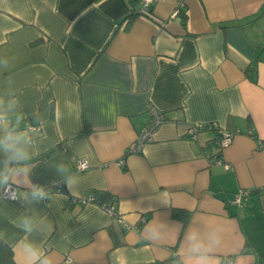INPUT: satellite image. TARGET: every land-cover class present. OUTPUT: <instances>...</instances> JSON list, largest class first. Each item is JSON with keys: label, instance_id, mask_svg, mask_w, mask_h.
<instances>
[{"label": "crops", "instance_id": "obj_1", "mask_svg": "<svg viewBox=\"0 0 264 264\" xmlns=\"http://www.w3.org/2000/svg\"><path fill=\"white\" fill-rule=\"evenodd\" d=\"M140 9L141 0H0V58L11 64L0 85L13 80L22 104L13 123L37 126L41 141L32 182L64 188L31 207L0 200V238L16 264H27L28 243L52 264H177L193 226L221 230V264H264V0H153L151 17ZM151 107L167 120L126 154ZM211 123L233 133L226 147L213 128L187 136ZM78 158L89 167L77 171ZM61 161L78 178L74 195L52 166ZM239 188L251 190L241 207ZM103 193L136 229L156 218L181 228L159 246L139 243L83 201ZM32 213L42 227L26 234L16 225Z\"/></svg>", "mask_w": 264, "mask_h": 264}, {"label": "clouds", "instance_id": "obj_2", "mask_svg": "<svg viewBox=\"0 0 264 264\" xmlns=\"http://www.w3.org/2000/svg\"><path fill=\"white\" fill-rule=\"evenodd\" d=\"M11 64L7 58H0V72H5ZM22 111V104L16 93L11 78L0 85V200L19 201L31 207L42 201H49L52 190L46 186L32 182L34 166L32 161L39 155L41 141L34 135L31 123L20 126L13 123ZM53 168L61 180L67 185L71 194L78 185V178L71 167L63 161L54 163ZM23 189V190H22ZM22 190V191H21ZM66 199V197H64ZM41 217L32 214H21L17 227L26 234L41 230ZM136 233L137 242H147L159 246L169 238L174 229L181 226H170L167 221L156 218L142 229L131 226ZM222 244V232L219 228L190 227L174 255L177 264H221L216 255ZM27 264H52L51 258L43 255L32 243L26 245Z\"/></svg>", "mask_w": 264, "mask_h": 264}, {"label": "built area", "instance_id": "obj_3", "mask_svg": "<svg viewBox=\"0 0 264 264\" xmlns=\"http://www.w3.org/2000/svg\"><path fill=\"white\" fill-rule=\"evenodd\" d=\"M153 3V0H141V14H144L146 16L151 15V5ZM182 1H179L177 6H181ZM177 7V8H178ZM177 12V9H176ZM151 117L149 123L140 131V133L137 135L136 139L132 141L126 148V154H134V153H140L142 151V148L145 144L154 141L157 130L159 126L167 120V116L165 113L159 111L155 107L150 108ZM34 126V125H33ZM216 128L218 135H219V144L221 148L226 147L232 140L233 133L226 130L223 127H220L214 123L211 124H194L190 126L187 130V136L190 139H196L198 133L203 128ZM38 127L34 126L33 130H37ZM256 147L260 150H264V140H257L256 141ZM215 161L220 162V158L215 159ZM123 163V159L118 161V164L121 165ZM226 168H229L228 164H224ZM74 167L77 171H83L89 167V163L87 159L85 158H78L75 163ZM52 192H63L64 188L61 184H58L52 188H50ZM251 190L248 188H239L236 192L233 194L232 203L236 206H243L245 200L250 195ZM85 201L94 202L97 205H99L101 208H103L110 216L114 217L117 221V223L125 230L132 229L131 226H133L131 223L124 220L123 216L118 212V210L114 207L112 203H107L99 200L97 196L94 194H91L86 198ZM224 264H232V260L227 258L224 262Z\"/></svg>", "mask_w": 264, "mask_h": 264}, {"label": "trees", "instance_id": "obj_4", "mask_svg": "<svg viewBox=\"0 0 264 264\" xmlns=\"http://www.w3.org/2000/svg\"><path fill=\"white\" fill-rule=\"evenodd\" d=\"M181 7L179 6L177 8L180 9ZM151 17V16H150ZM254 74H251V70H249L248 68L245 70L246 75H248V77L252 80H255L256 77V69H253ZM213 129H216L215 127ZM217 131V130H216ZM218 135V132H217ZM219 138V135H218ZM219 141V139H218ZM109 195L103 193L102 197L99 198V200L103 201V202H107V203H112L110 201H108L109 199ZM174 215L178 216L179 212L174 210ZM0 264H16L13 258V251L10 245H8L7 243H5L1 238H0Z\"/></svg>", "mask_w": 264, "mask_h": 264}]
</instances>
